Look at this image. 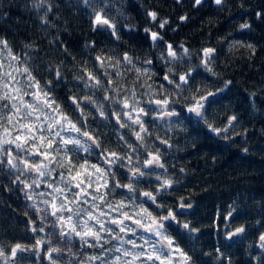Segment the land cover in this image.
<instances>
[{"label":"snow or ice","instance_id":"snow-or-ice-1","mask_svg":"<svg viewBox=\"0 0 264 264\" xmlns=\"http://www.w3.org/2000/svg\"><path fill=\"white\" fill-rule=\"evenodd\" d=\"M213 2L222 6L226 0ZM84 3L92 6V0H84ZM201 4L202 0H194V6ZM47 11H51V8ZM104 12V7L93 9V30L111 29V34L119 39L115 23ZM256 15L260 19L264 13L257 12ZM147 16L156 23L155 11L147 12ZM186 19V16L180 17L181 21ZM43 22L47 23V20L43 19ZM167 24L168 20L163 19L158 27L163 29ZM250 27L248 23L239 25L241 31ZM144 32L149 34L153 46L158 41H163V36L157 31L145 28ZM165 44L167 56L176 60L177 50L172 44ZM0 45L7 50L8 58L7 65L0 60V166L7 165L20 175L25 172L30 174L32 184H25L26 188L32 185L39 188L43 183L46 188L51 189L50 192L42 191L38 194L45 208H40L35 203L31 205L38 215L42 214L39 226L32 227L31 231L43 233L51 224L54 229H59L55 234L66 246L68 241L75 238H79L81 244L88 248H103L105 243L112 240L118 242V246L106 250L116 253L115 255L88 257L89 264L95 261H99V264H194L192 257L180 248L169 229H182L188 233L199 230L190 227V222H181L178 219L179 213L173 208L168 207L165 211L168 201L163 197L173 194L170 189L175 182L154 171L159 168L166 172L167 169L162 161L161 150L156 148L153 151L145 146V138L151 136L145 117L151 116L153 120L167 119L169 128L183 120L189 123L195 120L196 123L206 125L210 134L228 139L230 130L236 126L237 116H229L223 127L214 126L208 119L209 109L216 103L218 93L224 89L213 91L207 87L194 86L196 75L192 68L183 73H174L172 68H168L162 77L165 83L154 89L148 83L152 75L151 69L136 67V58L128 52L115 55L101 52L93 58V69H89L85 62L74 76L76 90H70L67 96V107L71 113L76 114L73 118L54 94L56 86L65 84L60 69L56 68L53 79L42 84L41 79L34 75V70L27 65V60L23 61L21 67L20 57L12 52L6 40L0 39ZM86 46L95 48L94 43ZM242 46L255 52L252 44ZM179 47L184 54H188L189 50L183 44ZM215 51L212 47L203 48L198 66L213 75L215 73L211 63ZM13 61L16 63L13 64ZM144 63L150 65L153 62L146 59ZM132 69L136 75L129 80L127 72ZM45 70L53 71L51 68ZM142 75L146 77L143 81ZM230 83L226 81L224 87L227 88ZM166 85H171L172 90L169 91ZM137 86L145 91L138 93ZM186 90L192 94L183 98L187 103H184L182 111H178L174 105L181 101L174 99L173 95L178 97ZM97 93L101 95L97 96ZM145 96L147 99H144ZM90 118L114 122V126L119 129H128L134 141L127 139L125 134L118 133V140L122 142L118 146L124 148V152L102 147V133L92 129ZM173 118H176L175 121ZM156 139L159 144L172 147L169 139L159 136ZM141 148L145 149L147 155H142ZM244 151L247 152V149ZM80 152L89 155L96 152L101 164L90 163L86 158L78 161ZM115 168L125 170L127 182L122 183L117 179ZM57 169L60 171L57 172ZM54 174L59 178L53 180ZM153 180L155 184L152 183ZM145 185L148 190H144ZM117 189L125 190L128 195L113 203L108 198L115 199L113 194ZM26 195L29 200L33 198L31 194ZM48 196L52 199L45 198ZM191 207V204L185 205L183 199L178 204L179 209ZM48 208L51 209L50 212ZM233 211L230 208L225 219L232 217ZM49 217L54 219L50 220ZM245 231V227L241 225L231 233H226V238L231 240ZM51 235L48 233L37 238L32 249L38 254L47 242L46 258L49 264H58L62 249L53 246ZM259 241L258 247L264 249V233L260 234ZM28 250L16 244L11 248V256L14 258L18 251ZM68 251H71L70 247ZM175 253L179 254V260L174 256ZM3 255L4 252L0 249V256ZM77 264L82 262L77 259Z\"/></svg>","mask_w":264,"mask_h":264},{"label":"trees","instance_id":"trees-1","mask_svg":"<svg viewBox=\"0 0 264 264\" xmlns=\"http://www.w3.org/2000/svg\"><path fill=\"white\" fill-rule=\"evenodd\" d=\"M49 7L51 11H47ZM101 7L115 23L119 39L111 29L93 30V9ZM149 11L157 13L156 23L147 16ZM257 12L264 13V0H226L222 6L213 0H202L199 6H194V0H92L91 7L84 0H0V39L20 57L21 67L27 60L41 83L53 79L56 68L65 83H73L85 62L89 69L94 68L95 55L128 52L136 58V67L151 69L148 83L154 89L165 83L162 77L168 68L174 73L195 69L194 86L224 89L209 109L208 119L223 127L229 116L236 115V126L228 139L210 134L206 125L195 120H183L171 128L164 122L153 135L169 139L172 145L162 150V159L175 182L174 198L192 205L190 227L199 231L186 245L195 264L264 262V249L255 247L264 233V16L257 19ZM181 16L187 19L181 21ZM163 19L168 24L160 29ZM242 23L251 25L250 29L241 31ZM145 28L157 31L163 41L153 46ZM165 42L177 50L176 60L167 56ZM92 43L95 48L86 46ZM247 44L254 45V53L242 46ZM205 47L216 50L211 63L215 75L198 67ZM146 59L153 63L145 64ZM0 60L7 65L3 45ZM51 67L52 72L45 70ZM127 75L131 80L135 70ZM144 79L142 75L141 81ZM226 81L231 82L227 88ZM166 87L172 90L171 85ZM137 90L145 91L139 86ZM191 94L186 90L178 97L173 95L181 101L174 105L178 111L187 103L183 98ZM230 208L234 209L232 225H243L246 231L227 243L223 229Z\"/></svg>","mask_w":264,"mask_h":264},{"label":"flooded vegetation","instance_id":"flooded-vegetation-1","mask_svg":"<svg viewBox=\"0 0 264 264\" xmlns=\"http://www.w3.org/2000/svg\"><path fill=\"white\" fill-rule=\"evenodd\" d=\"M51 69L53 68L51 67ZM53 75L54 73H52L51 77H53ZM43 83L44 82H42V84ZM75 84V80L73 83L67 82L64 84L63 88L60 87L55 90L56 95H58L56 97L57 100L63 103L65 110L69 111L73 118H75L76 114L71 113V110L67 107V96L70 90H76L74 87ZM26 99L29 98L26 97ZM145 120L147 121V127H149V130L151 132V136L145 138V146L153 151L156 148H159L161 152H163L162 150L166 148L165 145L159 144V141L156 139L157 136L153 135H157V133L159 132V128H161V124H163L164 122H168L167 119L153 120L151 116H149L145 117ZM89 123L91 124L92 129H94L96 132L102 133V147H106L110 150L124 152L125 149L118 146L122 143L118 140V133L125 134L127 139L134 141V137L128 129H119L118 126H114V122H101L99 120H93L90 118ZM140 152L142 153V155H147L144 148H141ZM21 155H23V153ZM83 158H86L90 163H95L97 165L101 164V161L97 158L96 152H93L91 155L80 152L79 156H77V160L82 161ZM33 159H35V157H33ZM20 167L23 168V165H20ZM59 171L60 169H57V172ZM115 171L118 174L117 179L121 180L122 183L127 182L125 179L124 169L115 168ZM154 171L156 173L163 174V176L169 177L168 171L165 172L163 169L159 168H156ZM17 176H19V179H17ZM58 178V175L54 174L52 179L55 180ZM92 178L95 179V176H93ZM152 183L155 184V180H153ZM25 184H32V177L30 174L25 172L24 175H20L17 171L9 169L7 165L0 166V249H2L4 252V255L0 256V264H49V261L46 258V249L48 247L47 242L44 243L38 254L35 250L32 249V246L35 244L36 239L44 237L45 234L48 233L52 234L51 241L53 246L60 247L62 249V252L59 254L58 264H77V259L81 261L82 264H89L88 257L99 256L101 254L105 256L116 254L114 252L109 253L106 251L107 249H111L114 246H118V242L115 240L105 243L103 248H88L87 246L81 244L79 238H75L71 241H68L66 246L65 242L60 240L55 234L59 231V229H54L51 224H49L45 228V232L33 233L31 231V228L39 226L40 215L42 214L38 215L35 208L31 207V205L35 203L38 207L45 208L46 206L41 202V197L38 194L42 191L50 192L51 189L46 188L43 183L40 184L39 188H37L35 185H32V187L30 188H26ZM91 190L92 189H89V191ZM144 190H148L146 185L144 186ZM170 191H173V189H170ZM26 194H31L33 198L29 200ZM126 195H128V193H126L125 190L117 189L113 194L115 199H113V197H109L108 199L111 202L115 203L116 200L122 199ZM174 197V193L171 196L163 197L164 200L168 201V204L165 207V211L168 207H171L174 211H177L179 213L178 219L181 222H190L189 218L191 217V209H179L178 204L180 202V199H176ZM45 198L49 200L52 199L51 196ZM47 210L49 212L51 211L50 208H48ZM233 216L234 212L232 213V217H229L225 221L226 227H224L223 229L224 239L226 237V233H229L236 228L232 225V220L234 218ZM226 217H228V215ZM49 219L51 220L54 218L49 217ZM30 221L33 223H30ZM169 231L180 248L190 255V251H188V246L186 244L188 241H191V238L196 236L197 232L188 233L182 229L177 231L176 229L171 228L169 229ZM243 235L244 234H242V236ZM152 239H154V237H152ZM232 241L234 240L227 241V243ZM16 244H20L28 248L29 250L24 252L18 251L16 257L13 258L11 256V248ZM258 245L259 244L255 246L257 249H259ZM69 247L71 249L70 252L68 251ZM193 249L191 248L192 251ZM174 256L177 260L180 259L178 253H175ZM92 264H99V261L92 262Z\"/></svg>","mask_w":264,"mask_h":264},{"label":"water","instance_id":"water-1","mask_svg":"<svg viewBox=\"0 0 264 264\" xmlns=\"http://www.w3.org/2000/svg\"><path fill=\"white\" fill-rule=\"evenodd\" d=\"M186 209V208H185ZM181 210H184V209H181ZM234 231V230H233ZM232 232V231H231ZM231 232H229V233H231ZM242 235H239V236H236V237H233L231 240H238L239 239V237H241ZM225 239H226V241H231V240H229V239H227L226 237H225ZM259 243H260V241H258Z\"/></svg>","mask_w":264,"mask_h":264}]
</instances>
